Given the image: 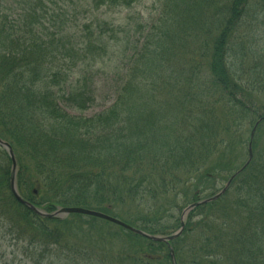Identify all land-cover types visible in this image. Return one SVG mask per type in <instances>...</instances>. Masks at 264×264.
I'll list each match as a JSON object with an SVG mask.
<instances>
[{"label":"trees","instance_id":"obj_1","mask_svg":"<svg viewBox=\"0 0 264 264\" xmlns=\"http://www.w3.org/2000/svg\"><path fill=\"white\" fill-rule=\"evenodd\" d=\"M78 1L11 0V10L0 4V138L13 150L19 195L46 212L83 207L169 235L180 227L172 205L181 214L213 196L217 191L203 194L217 179L232 177L222 196L188 213L168 243L69 216L85 217L90 228L101 221L127 240L111 264H172L170 249L175 264H264V105L253 102V94H264V0H161L115 102L91 116L81 113L93 92L85 76L83 84L72 81V71L115 45L91 26L70 32ZM82 1L99 9L137 0ZM250 12L262 20L247 22ZM10 169L0 147V217L44 247L57 243L56 224H72L18 203Z\"/></svg>","mask_w":264,"mask_h":264},{"label":"rangeland","instance_id":"obj_2","mask_svg":"<svg viewBox=\"0 0 264 264\" xmlns=\"http://www.w3.org/2000/svg\"><path fill=\"white\" fill-rule=\"evenodd\" d=\"M0 4L8 10L14 8L11 0H0ZM160 7L161 0H137L128 8L101 7L95 9L81 0L78 1L75 10H71L74 18L73 22L70 23V32L80 35V31L83 30L85 25L91 26L92 29H95V32L102 36V39H106L108 42L111 41L115 45L109 49L106 56L91 63H78L72 71V81L82 78L80 82L83 84L86 80L89 89L93 92V101L81 113L82 115L91 116L99 113L115 102L116 90L121 86L122 79L125 80L129 68L132 67L134 55L141 50L143 38L149 27L156 23ZM251 12L247 13V22H255L256 19L262 20V14L259 13L253 17ZM243 30L245 33L247 32L244 27ZM232 43L234 44V41ZM262 44L261 41L259 46ZM230 54H232L231 51ZM230 60L233 61L231 55H229ZM250 60V57L246 56L244 59L245 65L240 64V66L243 65L244 76L250 75L248 70ZM235 67H237L236 64L233 68ZM258 94H253L254 106L262 103L264 105V94ZM60 106L72 114H80L67 108L62 102ZM247 129L246 126L241 127V130ZM249 130L250 127L247 133H249ZM225 183L226 179H217L215 189L207 190L203 195L220 190ZM182 195L181 197L178 196L176 200L179 206L183 204L184 195ZM177 208L178 206L172 205L169 215L180 216L177 213ZM84 218H72L69 215L60 218L64 221L68 220L72 225L56 224L60 229L57 232V234H60L57 243L54 244L51 239L47 241V247H44L41 239H35L22 232L16 233L11 227L7 226L9 225L8 221L0 217V264H111L112 258L121 250V245L127 247V240L123 241L119 236H114L113 234H119L118 230L110 225H104L101 221H95L93 227H88L84 223ZM73 220H76L79 225L77 226ZM79 220L83 222L80 224ZM53 225L54 223H51V226ZM121 234L124 233L121 232ZM114 237L118 238V242L114 240ZM179 246H182V241L179 242ZM103 248L104 253L100 251ZM107 257L109 258L107 259Z\"/></svg>","mask_w":264,"mask_h":264},{"label":"water","instance_id":"obj_3","mask_svg":"<svg viewBox=\"0 0 264 264\" xmlns=\"http://www.w3.org/2000/svg\"><path fill=\"white\" fill-rule=\"evenodd\" d=\"M252 136H253V132L251 134V138H252ZM0 147H2L3 149L6 150L8 157L10 159V162H11V169H10V176H9V189H10L12 196L14 197V199L18 203L22 204L23 206L28 208L30 211H32L36 215L41 216L43 218H48V219L63 218V217H66L70 214H81V215H85V216L95 217V218L102 219V220L108 221L110 223H113V224L120 226L123 229L133 233V234L139 235L141 237H144L146 239H149V240L155 241V242H166L167 243L168 241L177 238L183 229L184 219L186 218L187 213L191 209H193L194 207H196L198 205H202V204L210 202V201H213V200L217 199L220 195L225 193V191L229 187L230 180L232 179V177H231L227 181L225 186L219 192H217L215 195H213L212 197H209L207 199L189 204L181 213V216H180L181 225H180V228L176 232H174L173 234L167 235V236L151 235V234L145 233L144 231H142L140 229L134 228V227H132V226H130V225H128V224H126V223H124V222H122V221H120V220H118L112 216H109L103 212L93 210V209L77 207V206H65V207H58L54 212L47 213L44 210H42L41 208L34 206L30 202L24 200L19 195V193L16 189V186H15L16 161H15V156H14V153H13V150H12L10 144L0 138ZM248 152H249L248 154H249V159H250L252 156L251 144H249ZM170 256H171V260H172L173 264H175L173 253H172L171 249H170Z\"/></svg>","mask_w":264,"mask_h":264}]
</instances>
